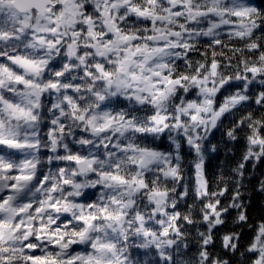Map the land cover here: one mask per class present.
Listing matches in <instances>:
<instances>
[{
	"label": "clouds",
	"instance_id": "obj_1",
	"mask_svg": "<svg viewBox=\"0 0 264 264\" xmlns=\"http://www.w3.org/2000/svg\"><path fill=\"white\" fill-rule=\"evenodd\" d=\"M0 264H264V0H0Z\"/></svg>",
	"mask_w": 264,
	"mask_h": 264
}]
</instances>
